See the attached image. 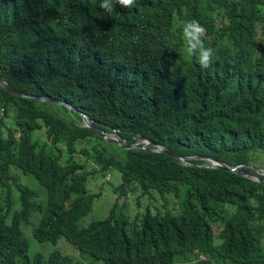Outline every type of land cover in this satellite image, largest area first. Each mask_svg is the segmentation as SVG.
<instances>
[{"label":"trees","instance_id":"trees-1","mask_svg":"<svg viewBox=\"0 0 264 264\" xmlns=\"http://www.w3.org/2000/svg\"><path fill=\"white\" fill-rule=\"evenodd\" d=\"M11 1L5 10L0 0V77L19 91L69 102L103 122V129L116 128L131 142L133 133L142 134L197 156L194 163L211 156L233 165L264 151V0H217L218 6L141 0L130 11L115 9V22L100 0ZM34 14H43L49 25L31 24ZM192 20L204 27L203 42L213 40L207 69L184 47L183 26ZM149 52L159 58V69L137 56ZM113 71L131 87L128 99L113 87L119 83L110 77ZM50 105L57 109L0 86V262L25 243L12 224L15 214L23 222L55 213L63 232L83 231L76 219L90 208L87 182L98 168L87 170L78 160L84 154L102 168L139 178L127 177L129 185L141 180L166 195L179 192L183 203L180 215L149 214L147 226L132 233L129 218L117 230L111 221L96 224L98 239L112 236L110 256H95L96 261L264 264V183L186 165L164 152L117 144L108 150L101 135L74 121L82 119L77 111ZM15 168L34 176L42 189L24 186ZM44 188L47 196L40 201ZM228 212L225 242L216 248L209 220ZM96 240L89 236L91 245ZM194 248L208 261L192 263Z\"/></svg>","mask_w":264,"mask_h":264},{"label":"clouds","instance_id":"clouds-1","mask_svg":"<svg viewBox=\"0 0 264 264\" xmlns=\"http://www.w3.org/2000/svg\"><path fill=\"white\" fill-rule=\"evenodd\" d=\"M100 1H101L100 7L104 9L106 13L109 14V17L111 18V20L115 22L116 18L113 17L115 9H117V12H116L117 14H120L122 10L130 11L134 9L135 6L141 0H100ZM166 1H169V0H147V3L148 2L149 4L153 2L162 3ZM216 1L217 0H202L203 4L206 6H209V4H211L212 6L213 5L218 6V3H216ZM12 6H13V3L11 0H5L4 6H3L5 10H10ZM61 19L62 18H56V21H60ZM30 22L31 24L37 27H41V26L47 27L49 25L43 14H34L31 17ZM204 32H205L204 27L196 20L189 21L183 26V35L186 40V44H184V47L186 46V50L189 53L188 55L191 57V60L194 58L195 60H198L201 68L207 69L211 66L212 57L214 55V50L211 44L213 42L212 39H209L206 42H203L202 38L204 36ZM138 55L142 57L144 60L147 59L149 61H153L154 69H159L160 62L156 54L149 52V53H146L145 55H143V53L137 54V56ZM110 77L112 79L119 81V83L115 84V86L113 87L118 91V93L122 96L123 99H128L131 94V87L121 81L116 71H113ZM0 79H2L6 83H8L10 86H12L7 80L3 79L2 77H0ZM28 94H31V93H28ZM33 95L55 99V101H52V100L41 101L46 106H50V107L57 109L56 106L50 105L51 103H57V104L65 105L71 110L77 111L80 114L82 119L79 120L78 118H75V117L74 119H76L77 121H81L82 122L81 126L83 127H87L91 129V127L86 126L84 117L82 116L81 113L87 114L93 120L94 125L97 126L101 130V133L105 135L106 137L116 138V139L120 138V140H123L127 144H135L140 148L141 147L144 148V149H139V150H154L158 152H164L172 156L170 152L159 150L161 149L160 145H164V144L154 141L150 139L149 137H146L142 134L133 133L132 135H136L134 137L135 141L131 142L129 139L123 138L119 130L116 128L110 129L109 127L108 130L103 129L102 127H100V125L104 124L103 122L91 117L88 113L77 109L74 105H72L69 102L57 99L55 97H52L51 95H44V94H40V95L33 94ZM35 101H38V100H35ZM66 118L69 119L68 117ZM98 134L101 135L100 133ZM103 140L108 144H116L114 142L108 141L107 139L105 140L104 138ZM152 146H154V148H152ZM168 148L170 149V151H174L170 147ZM179 155L186 157L187 161L190 162V164L185 163L184 161H182L181 159L177 157H174V156L172 157L179 159L182 163L186 165H193V166H199V167H206V166H201V165L211 163V159H213L216 162L225 163L229 166L240 165L243 163H247L250 165V162H242L238 164L234 163L233 165H230L224 161H220L211 156H200L199 158H202L203 160H205V162L194 163L191 160L197 156L183 155V154H179ZM78 160L81 163L85 164L86 169L89 171H91V169L94 167H98L97 172L102 174L104 178V182H109L111 180V171L113 169H118L116 167H110V169L108 167L102 168L100 167L99 163L93 161L91 157H89L88 155H84V154H81ZM207 168H212V167H207ZM255 168L256 170H253L248 167H239L238 170H240L241 172H236V171H231V172H235L240 175L248 176L250 178L255 179L256 181L264 183V172L261 171V169L257 167ZM216 169H222V168H216ZM11 171L13 174L18 173V177L21 180L19 170L15 168V169H12ZM226 171H229V170H226ZM244 171L253 172L256 175L244 174L243 173ZM127 177L139 180V178L129 177V176ZM127 177L123 176L122 174V178H123L122 183L113 188L116 198L114 202L110 205L107 215L102 218H95L87 222V221H84V218L94 212L95 202L103 194L102 187L96 183L97 181L94 180L92 182L91 188L90 189L88 188L91 191L90 208L87 209L85 213H83L80 217L76 219V223L83 226V231L73 232V229H72V230L63 232L64 226L61 225L60 219L55 213L49 214V216H47L43 221L38 220V224L33 228V235L38 241L49 242L53 245L54 248L48 253V255H45L43 253H36L34 255L29 254L30 243H29L28 238L26 237L24 230L21 227L23 222H19V214H15L12 219V224L14 227L19 228L23 232L25 243L21 250L13 252L11 255L6 257L2 262H0V264H101L100 262L96 261L94 257L99 256V255H105L107 259V257L110 256L111 254L110 243H111L112 236L101 237V240L98 239V236L94 234V233H97L96 230L92 228L96 224L103 222V221H111L113 228L117 230L118 228L120 229L123 228L124 220L126 218H129L131 222L129 225H127V229H129V232L132 233L134 231L140 230L142 228H145V226H147L145 219H146V216L149 214L166 215L170 213L176 216L181 214V211L183 209V203L181 201V197H179V192L177 194L166 195L161 192L159 187L146 184L142 182L141 180L139 181L138 184L129 185ZM142 178H144V176ZM22 184L25 186L24 183ZM129 192H131V194H128ZM146 196H149L151 206L148 207L147 210L143 213V211L140 209V206H137L136 198H145ZM142 201H145V199H142ZM99 209H100V206L97 205L96 210H99ZM231 217H232L231 212H228V213L222 214L219 217L220 218L219 221L209 220V228L213 235L212 244L214 247L220 248L224 244L225 237L223 236V233L226 230L228 221L231 219ZM28 232L29 233L31 232L30 228H28ZM90 235L96 237L97 239L96 244L94 246L91 245L89 242ZM60 238H65L70 244L74 246L75 250L69 249L66 251H69V252L72 251L76 256L70 253H66L58 247V242ZM92 248H94V250ZM192 254H193V258L191 260L192 263H196L198 261H208L207 255L203 251H201L199 248H194L192 250Z\"/></svg>","mask_w":264,"mask_h":264},{"label":"rangeland","instance_id":"rangeland-1","mask_svg":"<svg viewBox=\"0 0 264 264\" xmlns=\"http://www.w3.org/2000/svg\"><path fill=\"white\" fill-rule=\"evenodd\" d=\"M39 102H41V101H39ZM63 110L64 109H62V107H61V111H63ZM0 111L3 112L2 107H0ZM74 121H76V119H74ZM40 135L43 139L46 140L45 135H43L42 133ZM63 143H65V142H63ZM106 147L108 150H111L110 147H112V145L107 143ZM250 165L257 167V168L261 169V171L264 172V151H262V150L252 151ZM19 172H20L22 183L30 186L33 189H40L41 188L39 185V182L37 181V179H35L34 176L25 175L20 170H19ZM94 180H96L97 181L96 183L102 187L103 194L99 199L96 200L94 212L89 214L88 216H86L84 218V221H87V222H89L92 219L102 218V217L107 215L110 205L114 202V200L116 198V195L114 193L113 188L118 186L119 184H121L123 181V178H122L121 172L118 169H113L111 171V180L109 182H104V178H103L102 174L97 172L95 175L89 176V181L87 182V186L89 189L91 188V183ZM43 190H44V196H41L40 198L38 197L40 201H43L44 198H46V196H47L46 189L44 188ZM128 194H131V192H129ZM3 199L4 198H2V201H3ZM142 199H145V201H142ZM136 203H137V206H140V209L143 211V213L147 210L148 207L151 206L149 196H146L145 198H136ZM97 205L100 206L99 210H96ZM18 208H20V204L16 209H18ZM34 220H35V222H34ZM37 224H38V218H36L35 216H32L28 220L23 221V223L21 225V227L24 230L26 237L28 238L29 243H30L29 254L34 255L36 253H43L45 255H48V253L54 247L51 243L40 242L34 237L33 228ZM28 228H30V231H31L30 233L28 232ZM58 247L66 253H70V254L75 255L72 251L71 252L66 251L69 249L75 250V248L65 238H60V240L58 242Z\"/></svg>","mask_w":264,"mask_h":264},{"label":"water","instance_id":"water-1","mask_svg":"<svg viewBox=\"0 0 264 264\" xmlns=\"http://www.w3.org/2000/svg\"><path fill=\"white\" fill-rule=\"evenodd\" d=\"M0 85L11 91L12 93L16 94V95H19V96H22V97H26V98H31V99H35V100H38V101H44V100H52V101H55V99H52V98H48V97H41V96H36V95H31V94H28V93H24V92H21V91H18L17 89L13 88L12 86H10L8 83H6L5 81H3L2 79H0ZM82 116L84 117V121H85V124L86 126L88 127H91L92 130L98 132L101 134V136L106 140L108 141H111V142H114L120 146H122L123 148L125 149H128V148H133V149H144V148H140L138 147L137 145L135 144H127L125 143L123 140H120L119 139H116V138H109V137H106L105 135H103L101 133V130L94 125L93 123V120L85 113H81ZM161 146V149L159 150H163V151H167V152H170V154L174 157H177L179 159H181L182 161H184L185 163L187 164H190V162L187 161V158L182 156V155H179L177 154L176 152L174 151H170V149L164 145H160ZM201 166H206V167H212V168H222V169H225V170H229V171H236V172H241L240 170H238L239 167H248V168H251L253 170H256L255 167L247 164V163H243V164H240V165H235V166H229L225 163H221V162H216L214 161L213 159H211V163H207V164H202ZM244 174H251V175H256L255 173L253 172H248V171H244L243 172Z\"/></svg>","mask_w":264,"mask_h":264}]
</instances>
